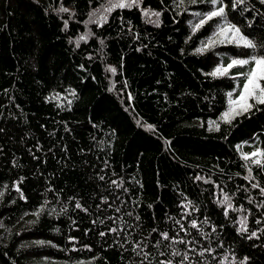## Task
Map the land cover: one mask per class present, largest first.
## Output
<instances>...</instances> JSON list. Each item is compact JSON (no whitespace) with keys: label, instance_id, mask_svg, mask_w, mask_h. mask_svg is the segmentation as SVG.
<instances>
[{"label":"trees","instance_id":"1","mask_svg":"<svg viewBox=\"0 0 264 264\" xmlns=\"http://www.w3.org/2000/svg\"><path fill=\"white\" fill-rule=\"evenodd\" d=\"M224 2L256 49L197 51L208 0H0V264H264V105L225 122L252 65L211 75L264 55V4Z\"/></svg>","mask_w":264,"mask_h":264},{"label":"snow or ice","instance_id":"2","mask_svg":"<svg viewBox=\"0 0 264 264\" xmlns=\"http://www.w3.org/2000/svg\"><path fill=\"white\" fill-rule=\"evenodd\" d=\"M192 3H196V0H191ZM208 2L212 5V10L207 13H197V15H202V18L199 20L197 24L194 26V31L199 30L201 27H203L206 23L213 20L214 18H223L225 23L223 25L218 26L217 31L214 32L213 37H210L207 43L204 45L203 48L197 49L198 52L205 51L208 48H211L215 46L218 43H231L235 44L238 47H244L248 49H256L257 44L254 42V40L248 36H246L244 33H242L241 28L238 27L236 24L228 22L227 20V9L229 5H227L224 0H208ZM246 0H233V3L231 4V8L235 10L237 6L245 4ZM261 4H264V0H259ZM140 3V0H116L115 3L111 4V7H118V8H125V7H131L133 5H138ZM111 7L108 9L111 10ZM61 12H67V8L61 7L59 9ZM145 15H154L157 18L161 15L159 12H152L148 13L145 12ZM157 24L159 23L158 19L155 21ZM67 24V22H65ZM81 39H84V37H81ZM251 64L252 67L249 71L241 72L238 75L245 77L243 87L240 90L239 95L232 99L233 93H228L229 96V108L228 110L223 114L221 117L222 120H224L227 123H231L233 119H235L236 116L243 115L244 113L250 111L255 105H264V84L261 82L264 81V55H252L250 58L247 59H232L230 63L227 64V66H218L215 71L211 73L212 76H225L228 74V72L233 67H244L246 65ZM112 71H115V69H112ZM74 94V93H73ZM210 125H214L215 129L219 130V125L216 124V122L211 121L209 122ZM151 127V126H149ZM256 157H264V150L257 149L256 151H253L250 154H243L244 160H249L251 158ZM252 163L257 165H262L261 159H252ZM249 173L251 174V169H249ZM100 179H104V177H100ZM113 184H116V181H112ZM253 188H259L262 195H264V187H260L258 184H252ZM17 191H19V188H17ZM125 191H127L125 189ZM2 195V193H0ZM222 204H226L227 208L225 210V215H227V210L232 208V204L230 202V197L225 195L224 199L220 201ZM264 206V205H262ZM77 208H80L81 205L79 203L76 204ZM187 207V206H186ZM117 212H119V209H116ZM131 215V213H129ZM139 219V217H137ZM177 224H180V221H176ZM204 223H207V220L204 221ZM257 223H260L259 220H257ZM192 228H198L195 220H192L190 222ZM181 231L187 232V229L184 228L183 224H180ZM215 231V228L212 229ZM241 232H247V217H244L240 220V229ZM157 229L153 228L152 232H156ZM264 231V229H262ZM109 232H117L116 228H110ZM100 235H105L104 232H101ZM160 239L156 241V246L158 247L161 243V241H168L171 240L172 243H185L183 240L176 241L174 237H170L168 232H160ZM256 232H252L251 235L248 237L249 239H252L253 237H256ZM258 238V237H257ZM188 243H191L189 241ZM223 245H221L222 247ZM141 247L140 243H136L133 251H136ZM215 251L211 248H205L203 252L200 253V255H203L204 252L211 253ZM137 255H140V252H137ZM148 253H144L145 259H147ZM163 255V253H161ZM171 255L178 256L181 255V253L178 250H174ZM189 260V256L187 252H185L181 258L180 264H184V261ZM247 257L244 258V261L241 262V264H246ZM143 264V261H142ZM159 264H173L172 260H165L160 261Z\"/></svg>","mask_w":264,"mask_h":264},{"label":"rangeland","instance_id":"3","mask_svg":"<svg viewBox=\"0 0 264 264\" xmlns=\"http://www.w3.org/2000/svg\"><path fill=\"white\" fill-rule=\"evenodd\" d=\"M114 1V3L116 2V0H113Z\"/></svg>","mask_w":264,"mask_h":264}]
</instances>
